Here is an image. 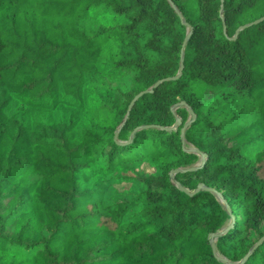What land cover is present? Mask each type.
<instances>
[{"label": "trees", "instance_id": "1", "mask_svg": "<svg viewBox=\"0 0 264 264\" xmlns=\"http://www.w3.org/2000/svg\"><path fill=\"white\" fill-rule=\"evenodd\" d=\"M196 9L0 0V264H264V0Z\"/></svg>", "mask_w": 264, "mask_h": 264}, {"label": "water", "instance_id": "2", "mask_svg": "<svg viewBox=\"0 0 264 264\" xmlns=\"http://www.w3.org/2000/svg\"><path fill=\"white\" fill-rule=\"evenodd\" d=\"M171 5L174 7L173 4H171ZM174 9L176 10V12H177L178 16L180 17V19L182 20V22L186 25L187 29H188L189 31H191V26H190L185 20H183L181 13H180L175 7H174ZM185 40H186V38H185ZM181 69H182V60H180V67H179V72H178L177 75L172 76V77L163 78V79H161V80H158V81H157L152 87H150L149 89H147V90H143V91H140V92H138L136 95H134V97L131 99V101H130V103H129V105H128L127 113H128L129 110L131 109L133 103H134V102H135V101H136V100H137L142 94H144V93H146V92H150L154 86H156L158 83L162 82L163 80H172V79H175V78L179 75ZM183 104H184V102L181 101V102H179L176 106H180V105H183ZM189 113H191V120H190V121H187V122L182 126V128H181L180 138H181V142H182V143H184V131H185L186 127L190 124V122L194 119V114L191 112V110H189ZM180 124H181V119H180L179 117H177L176 120H175V122H174V124H173L172 126H170V127H161V128H164V129H166V130H176L177 127H178ZM184 149H186V148L184 147ZM187 150H188V151H197L196 149H187ZM199 155H200L201 159L203 160L204 157H205V155H204V154H201V153H199ZM202 163H203V161H201V164H202ZM201 164L198 165V166H195V167H188V168H184V169H181V168H175V169H172V170L170 171V175H171L172 178L174 179V175H175L176 173H178V172H185V171H192V170H195L197 167L201 166ZM176 185H177V187H178L181 191L187 193L188 195H192V194L198 192L200 189H204V190H207V191H209V192H211V193L217 195V196L221 199V201H222V199H223V198H222V195H221L220 192H218V191H217L215 188H213V187L205 186L203 183H199V184L197 185V187H196L195 189H193V190H188L187 188L181 186L178 182H176ZM227 209H228V208H227ZM229 214H230V216H231V221H230V223H229L226 227H224L222 230L210 234V238H211V240H212V241H211V246H212L213 250H215V241H213V239H215V238H217V237L223 235V234L226 233L228 230H230V229L232 228V226H233L234 220H233V217H232L231 213H229ZM263 240H264V235H262V236H261V237H260V238H259L254 244H253L251 250H250V251H249V252L243 257L242 260H245V259L248 257V255L250 254V252H251L254 248H256V247H257V246H258ZM222 260L224 261V259H222Z\"/></svg>", "mask_w": 264, "mask_h": 264}, {"label": "rangeland", "instance_id": "3", "mask_svg": "<svg viewBox=\"0 0 264 264\" xmlns=\"http://www.w3.org/2000/svg\"><path fill=\"white\" fill-rule=\"evenodd\" d=\"M180 5L182 11L185 13V15L188 17L190 22H195L197 18V9H196V0H176ZM183 20H185V17L182 15ZM190 117V116H189ZM188 149H193V146L187 145ZM142 169L150 170V168L147 165H142Z\"/></svg>", "mask_w": 264, "mask_h": 264}]
</instances>
